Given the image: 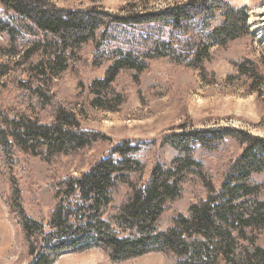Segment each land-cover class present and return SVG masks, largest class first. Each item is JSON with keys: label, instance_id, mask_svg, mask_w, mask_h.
<instances>
[{"label": "trees", "instance_id": "16d2710c", "mask_svg": "<svg viewBox=\"0 0 264 264\" xmlns=\"http://www.w3.org/2000/svg\"><path fill=\"white\" fill-rule=\"evenodd\" d=\"M250 18L247 7L226 0L144 10L126 4L117 13L62 8L51 0H0V55L7 58L0 62V179L21 235L14 264H55L65 254L93 249L114 263L162 253L174 264H264L263 135L185 123L158 140L121 141L85 170L64 172L66 159L83 161L110 138L83 127L55 92L69 72L81 88L75 103L82 98L92 109L116 113L128 100L119 80L141 94V77L152 63L198 71L205 80L214 49L256 42ZM257 44L264 48V34ZM232 64L233 79L247 78L249 93L261 96L263 62L245 57ZM81 67L105 69V76L85 85ZM161 152L174 154L172 162ZM32 159L49 166L46 189L53 199L45 222L26 211ZM122 188L125 197L116 203ZM185 197L192 199L188 210H176Z\"/></svg>", "mask_w": 264, "mask_h": 264}, {"label": "rangeland", "instance_id": "374dc122", "mask_svg": "<svg viewBox=\"0 0 264 264\" xmlns=\"http://www.w3.org/2000/svg\"><path fill=\"white\" fill-rule=\"evenodd\" d=\"M51 1L62 8L99 6L117 13L126 4H138V8L144 10L145 7L164 8L185 0ZM226 1L237 8H248L251 15L249 24L252 32L256 33V42L237 41L227 49H214L206 64L208 77L205 80L198 71L175 67L165 61L152 63L141 77V94L138 87L133 86L126 78L119 80V88L126 87L128 100L119 112L112 113L92 109L84 104L82 98L75 103L81 93L79 81L69 72L64 75L55 86L58 100L73 106L83 127L102 132L110 138V142L95 146L83 161L77 159L71 163V158L66 159L64 172L85 170L94 159L106 155L113 145L121 141L158 140L168 130L185 123H192L196 127L229 125L264 136V128L258 127L264 118V90L261 96L249 93L247 78L233 79L238 75L232 64L245 57L264 64V48L257 44V40L264 34V0ZM3 40L0 36V45ZM6 61L7 58L0 55V62ZM81 70L80 79L85 85L105 76V69L81 67ZM262 70L264 71V67ZM160 156L166 163H171L174 158L171 152H161ZM30 164L34 184L28 192L24 188L26 211L35 220L45 222L49 217L53 199L51 191L46 189L49 166L40 159H32ZM4 190L3 181L0 179V264H14L21 253V235L16 220L10 215L3 201ZM125 194L126 189L122 188L116 194L115 202H121ZM191 201L190 197H185L176 204L175 209L186 212ZM171 215L169 213L163 220L165 228L170 225ZM261 244L264 245V239ZM84 258L99 261L101 264H174L162 253H151L134 260L114 263L99 249L80 254H65L55 264H74ZM28 260L30 259L26 258L23 262Z\"/></svg>", "mask_w": 264, "mask_h": 264}, {"label": "bare ground", "instance_id": "6f19581e", "mask_svg": "<svg viewBox=\"0 0 264 264\" xmlns=\"http://www.w3.org/2000/svg\"><path fill=\"white\" fill-rule=\"evenodd\" d=\"M74 264H101L99 261H95L93 259H83L82 261H77Z\"/></svg>", "mask_w": 264, "mask_h": 264}]
</instances>
